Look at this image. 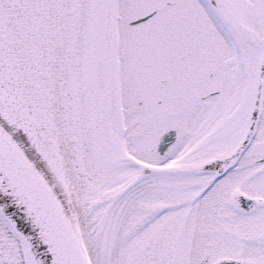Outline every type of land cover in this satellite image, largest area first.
Listing matches in <instances>:
<instances>
[{
	"label": "snow or ice",
	"instance_id": "6c2138e0",
	"mask_svg": "<svg viewBox=\"0 0 264 264\" xmlns=\"http://www.w3.org/2000/svg\"><path fill=\"white\" fill-rule=\"evenodd\" d=\"M0 264H264V0H0Z\"/></svg>",
	"mask_w": 264,
	"mask_h": 264
}]
</instances>
